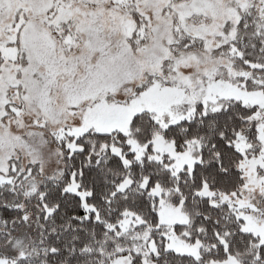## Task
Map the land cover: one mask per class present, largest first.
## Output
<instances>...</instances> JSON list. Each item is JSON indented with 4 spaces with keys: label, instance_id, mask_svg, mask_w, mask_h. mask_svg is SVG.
I'll return each instance as SVG.
<instances>
[{
    "label": "snow or ice",
    "instance_id": "obj_1",
    "mask_svg": "<svg viewBox=\"0 0 264 264\" xmlns=\"http://www.w3.org/2000/svg\"><path fill=\"white\" fill-rule=\"evenodd\" d=\"M0 264H264V0H0Z\"/></svg>",
    "mask_w": 264,
    "mask_h": 264
}]
</instances>
